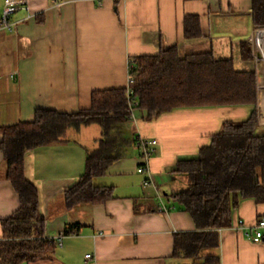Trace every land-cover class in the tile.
I'll list each match as a JSON object with an SVG mask.
<instances>
[{"label":"crops","instance_id":"crops-1","mask_svg":"<svg viewBox=\"0 0 264 264\" xmlns=\"http://www.w3.org/2000/svg\"><path fill=\"white\" fill-rule=\"evenodd\" d=\"M29 5V13L13 14L14 30L0 27L1 127L34 121L39 109H88L95 91L128 87L135 57L171 47L182 56L212 51L232 59L237 70L255 71L258 82L263 77L254 53L243 57V43L253 52V0H29ZM4 8L0 0V21ZM191 16L200 18L202 32L189 39L185 20ZM258 108L261 120L264 105ZM252 111V106L177 109L150 119L139 110L126 135L158 139L150 172H138L141 148L131 144L124 158L95 179L114 187L115 198L101 204L69 208L65 203L67 190L85 173L88 153L98 146L99 124L71 128L67 141L29 151L26 177L39 190L46 236H63V242L52 258L22 264H179L175 233L197 226L175 200L187 186L178 163L209 146L225 122L245 120ZM161 201L169 211L159 210ZM19 206L0 148V220ZM241 219L244 224L236 228ZM263 219L264 203L242 200L233 225L220 230L218 264H264V239L255 242L246 235ZM74 225L79 232L67 235Z\"/></svg>","mask_w":264,"mask_h":264},{"label":"trees","instance_id":"trees-1","mask_svg":"<svg viewBox=\"0 0 264 264\" xmlns=\"http://www.w3.org/2000/svg\"><path fill=\"white\" fill-rule=\"evenodd\" d=\"M253 16L256 28L264 27V0H253ZM200 26L198 16L187 17V38L201 36ZM242 45L243 57L251 59V46ZM131 61L133 97L139 102L138 111L150 119L177 109L253 107L247 119L225 122L209 146L177 166L187 178V186L175 194V200L191 215L197 230L175 233L174 257L179 264H218L220 230L233 225L240 202L254 199L264 203V132L257 74L237 70L232 59L217 58L212 51L182 56L177 47ZM131 120L127 88H119L95 91L92 106L76 113L39 109L34 121L0 126L7 179L20 199L19 208L0 220V264L50 259L57 249L56 240L46 236L39 190L26 177L27 153L67 141L71 128L99 124L98 146L88 153L85 173L67 190L65 203L69 208L105 203L115 198L114 187L98 185L95 179L124 158L131 144L138 143L126 135ZM79 228L74 225L66 234L78 233Z\"/></svg>","mask_w":264,"mask_h":264},{"label":"built area","instance_id":"built-area-1","mask_svg":"<svg viewBox=\"0 0 264 264\" xmlns=\"http://www.w3.org/2000/svg\"><path fill=\"white\" fill-rule=\"evenodd\" d=\"M26 10L28 13L30 12V5L29 0H5V8L4 14L0 21V27H6L10 30H14L17 26V23L12 20V16L14 13ZM251 43L253 46V53L256 61L261 64V72L263 74L262 80L258 82V100L260 106L264 105V27H258L254 30V33L251 38ZM133 67L132 61L130 64V68ZM135 79L132 75L129 77V85L127 87V95L130 99V107H131V118L132 120L136 121L137 119V112H138V105L139 102L133 97V89L132 85L134 84ZM264 124V118L260 120V125ZM158 143V139L156 138H140L138 140V145L141 148V158L142 163L138 168L139 173L150 172V160L155 154V146ZM152 177L150 176L145 180V184L149 185L152 183ZM160 211H169V208L163 201H161L159 205ZM244 224V220H239L235 227L241 228ZM246 235L249 239L255 242H260L264 239V219L261 220L255 227V230L247 231ZM57 244L60 246L63 242V236H59L56 239ZM87 258H92V254L86 255Z\"/></svg>","mask_w":264,"mask_h":264},{"label":"rangeland","instance_id":"rangeland-1","mask_svg":"<svg viewBox=\"0 0 264 264\" xmlns=\"http://www.w3.org/2000/svg\"><path fill=\"white\" fill-rule=\"evenodd\" d=\"M261 132H264V127L261 128Z\"/></svg>","mask_w":264,"mask_h":264}]
</instances>
